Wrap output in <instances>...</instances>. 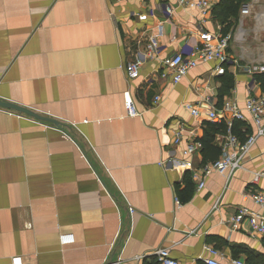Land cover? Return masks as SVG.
Returning a JSON list of instances; mask_svg holds the SVG:
<instances>
[{
    "label": "crops",
    "instance_id": "crops-1",
    "mask_svg": "<svg viewBox=\"0 0 264 264\" xmlns=\"http://www.w3.org/2000/svg\"><path fill=\"white\" fill-rule=\"evenodd\" d=\"M209 1L203 24L200 12L176 0H0V99L63 124L0 108V264H161V249L182 264H205L207 246L222 264L264 254V236L230 225L241 208L260 211L246 196L264 190V180L252 184L264 169V137L242 171L230 181L213 174L202 190L193 176L211 160L203 147L184 155L210 130L206 123H216L206 111L264 98L246 72L261 61L233 41L220 71L207 63L179 84L162 77V60L204 43L202 30L239 25L241 9L227 28L214 13L221 0ZM244 27L247 38L264 37L252 17ZM151 38L158 60L143 57ZM138 57L140 77L130 80L125 66ZM129 101L140 117L128 115ZM242 123L241 139L256 134L252 122ZM67 235L74 243H62Z\"/></svg>",
    "mask_w": 264,
    "mask_h": 264
},
{
    "label": "built area",
    "instance_id": "built-area-1",
    "mask_svg": "<svg viewBox=\"0 0 264 264\" xmlns=\"http://www.w3.org/2000/svg\"><path fill=\"white\" fill-rule=\"evenodd\" d=\"M179 7H186L195 9L200 12L201 23H206V16L210 13L212 4L209 0H176ZM168 13H172L173 9L167 8ZM240 21L237 28L227 34H213L208 30H202V36L205 42L201 43L194 48L175 54L170 58L162 60V77H170L174 84H179L190 71L196 69L198 66L207 63H214L218 66L229 63L230 55L229 49L234 42L243 44L245 37H247V29L244 27V20L252 17L255 21L254 31L257 33L264 32V0H249L241 7ZM214 38V41L211 39ZM160 56L159 41L156 38H151L147 46L144 58L149 60H158ZM141 57L136 61L126 64L125 72L130 80H135L140 77L142 69ZM220 66L217 68L220 71ZM249 75L264 74V63L253 65L246 69ZM161 100V97H156L155 103ZM191 108V107H188ZM126 110L130 117H140L142 113L139 112L137 107L132 101L126 104ZM194 116H199V110H192ZM204 115L208 116L211 121L216 123L226 122L228 131L221 143V156L218 160L207 164L199 174L193 176V180L197 184V190H202L206 186V180L213 174H219L230 181L238 171L244 169V162L249 154L251 148L260 137H264V98L249 97L246 101L245 107L241 108L233 101L225 102L220 109H212L206 111ZM250 117V118H248ZM234 121L247 122L256 127L257 132L251 135L245 142H242L238 136L232 133ZM181 135L177 134L175 144H179ZM201 143H196L194 146L184 152L188 156L192 154L195 149L201 148ZM264 180V169L255 173L253 176L252 184L258 186ZM246 199L251 200L260 209L259 212L251 211L247 208H241L236 215L230 220V225L234 231L242 230L246 225L250 232L254 235L264 236V190L252 189L248 192ZM177 205L181 206L180 200L177 198ZM64 245L74 243L75 239L72 235L61 237ZM205 251L211 255L212 258L203 259L205 264H222L217 258L221 255L220 252L213 246H207ZM156 256L161 264H182L171 256L167 249L157 251ZM232 264H246L243 259H234Z\"/></svg>",
    "mask_w": 264,
    "mask_h": 264
},
{
    "label": "trees",
    "instance_id": "trees-1",
    "mask_svg": "<svg viewBox=\"0 0 264 264\" xmlns=\"http://www.w3.org/2000/svg\"><path fill=\"white\" fill-rule=\"evenodd\" d=\"M247 0H221V5L217 6L214 9L215 17L222 20V25H227L229 28L233 23L230 18L234 17L237 18L239 11L241 9L242 4L246 3ZM224 35L227 34L226 31L223 32ZM255 80L261 85V89L264 92V74L256 75ZM231 88V84L224 87L222 89L220 98L223 99V95L227 90L229 91ZM206 125L210 128L209 131H205L204 137L200 140L203 152L205 157L214 162L218 160L221 156V148L215 146V138L217 134H226L228 131V125L226 122H222L221 124L218 123H206ZM245 127L242 122L234 121L232 127V133L235 134L240 138L242 134L241 129ZM241 139V138H240ZM248 137L241 139L242 142H245ZM187 188L190 189L192 194L194 190V184L191 179L187 180ZM191 194H189L188 198L182 197L180 195L181 201L189 202L191 199ZM245 262L246 264H264V254L261 253H254V252H246ZM239 256V255H238ZM235 259H239V257H235Z\"/></svg>",
    "mask_w": 264,
    "mask_h": 264
},
{
    "label": "rangeland",
    "instance_id": "rangeland-1",
    "mask_svg": "<svg viewBox=\"0 0 264 264\" xmlns=\"http://www.w3.org/2000/svg\"><path fill=\"white\" fill-rule=\"evenodd\" d=\"M253 22L249 21L246 26L249 28L253 27ZM245 43V44H244ZM244 45L242 48L245 49V51L249 50V56L252 59H256L258 62L257 63H264V37H255V35H251L248 38H245Z\"/></svg>",
    "mask_w": 264,
    "mask_h": 264
},
{
    "label": "water",
    "instance_id": "water-1",
    "mask_svg": "<svg viewBox=\"0 0 264 264\" xmlns=\"http://www.w3.org/2000/svg\"><path fill=\"white\" fill-rule=\"evenodd\" d=\"M0 108L5 109V110H9V111H13V112H17V113L22 114V115H27L28 117H31V118L38 120V121L51 123V124L55 125L56 127H63V124L60 123L59 121H56L52 118L40 116L30 109H27L25 107H21L19 105L5 101L3 99H0Z\"/></svg>",
    "mask_w": 264,
    "mask_h": 264
}]
</instances>
